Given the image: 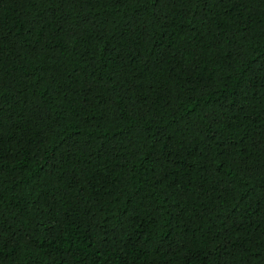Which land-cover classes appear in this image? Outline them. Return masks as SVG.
<instances>
[{
    "label": "trees",
    "instance_id": "1",
    "mask_svg": "<svg viewBox=\"0 0 264 264\" xmlns=\"http://www.w3.org/2000/svg\"><path fill=\"white\" fill-rule=\"evenodd\" d=\"M0 264H264V0H0Z\"/></svg>",
    "mask_w": 264,
    "mask_h": 264
}]
</instances>
